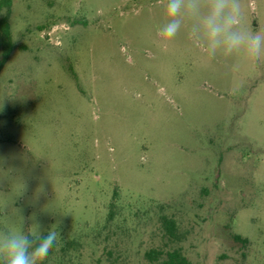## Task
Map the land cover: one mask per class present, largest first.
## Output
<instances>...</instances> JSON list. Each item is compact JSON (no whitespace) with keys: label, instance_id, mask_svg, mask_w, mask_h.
Listing matches in <instances>:
<instances>
[{"label":"rangeland","instance_id":"rangeland-1","mask_svg":"<svg viewBox=\"0 0 264 264\" xmlns=\"http://www.w3.org/2000/svg\"><path fill=\"white\" fill-rule=\"evenodd\" d=\"M164 3L13 0L0 232L58 231L43 264H150L174 246L264 264V60L209 59L183 33L162 46ZM242 5L264 29V0Z\"/></svg>","mask_w":264,"mask_h":264},{"label":"clouds","instance_id":"clouds-1","mask_svg":"<svg viewBox=\"0 0 264 264\" xmlns=\"http://www.w3.org/2000/svg\"><path fill=\"white\" fill-rule=\"evenodd\" d=\"M163 14L158 36L164 47L183 33L209 59L227 61L243 55L252 62L264 60V29L243 26L242 0H165ZM36 231L0 232V264H43L58 231Z\"/></svg>","mask_w":264,"mask_h":264},{"label":"trees","instance_id":"trees-1","mask_svg":"<svg viewBox=\"0 0 264 264\" xmlns=\"http://www.w3.org/2000/svg\"><path fill=\"white\" fill-rule=\"evenodd\" d=\"M12 6L13 0H0V51L2 54L0 59V72L10 59V56L15 49L10 25ZM160 223L162 229L168 236L175 237L176 223L174 219L168 218L167 216H162ZM233 239L234 241L243 245H246L248 243L247 239H244L239 235H234ZM72 244L73 243L71 242L67 245L68 249ZM55 249L56 244L44 262L52 258L56 251ZM64 249L65 248L61 249V252H65ZM144 257L150 264H193L185 256L182 248L178 246L171 247L167 250L151 249L145 253Z\"/></svg>","mask_w":264,"mask_h":264}]
</instances>
